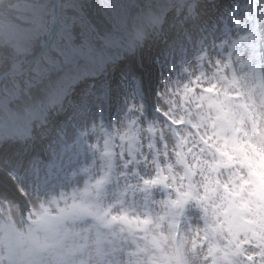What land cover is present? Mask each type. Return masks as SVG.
I'll return each instance as SVG.
<instances>
[{
	"label": "snow or ice",
	"instance_id": "1",
	"mask_svg": "<svg viewBox=\"0 0 264 264\" xmlns=\"http://www.w3.org/2000/svg\"><path fill=\"white\" fill-rule=\"evenodd\" d=\"M67 7L57 12L56 4L33 6L27 31L40 46L30 45L12 61L20 64L21 89L0 94V107L39 101L38 112L50 115L67 102L73 121L87 120L90 101L67 99L70 66L79 58L95 62L97 42L114 46L121 26L101 35L83 15L68 16ZM157 15L129 16L124 27L135 25L140 36L144 18L155 23ZM185 15L193 19V5H185ZM240 25L245 34L238 40L227 31L219 42L205 40L184 78L166 83L161 123L145 126L142 106L133 104L127 123L110 131L102 125L85 129L83 135L98 137L89 147L101 153L105 167L82 169V186L54 195L38 186L30 193L20 180L41 171L39 164L35 158L26 164L15 146L0 147V264H264V212L242 214L239 221L229 215L234 204L246 202L234 193L250 177L240 174L242 168L215 167L225 141L247 143L264 132V13L250 12ZM225 112L236 119L226 122ZM9 178L24 203L8 197Z\"/></svg>",
	"mask_w": 264,
	"mask_h": 264
},
{
	"label": "rangeland",
	"instance_id": "2",
	"mask_svg": "<svg viewBox=\"0 0 264 264\" xmlns=\"http://www.w3.org/2000/svg\"><path fill=\"white\" fill-rule=\"evenodd\" d=\"M33 1L34 0H28L27 2L22 3V0H20V1L14 0L15 5H18L25 12L26 16L28 17L27 19H24V18L19 16V18H20L19 21L25 20V22L22 25L15 22L16 20L11 16L10 17L6 16L5 17L6 19H4L0 23V32L10 31L7 33H0V41L2 43L0 45V72H2V70L6 67L20 66V64L18 62H12V61H14L16 57H22V54L29 48L30 45L35 47V48H39V46H40V43L37 42V40L35 38H33V36L31 38V34L27 31V29L33 27V25L30 23V18H31V15L33 12V6L41 5V3L40 4H37V3L33 4ZM44 1H45V4H43V5H48L50 0H44ZM111 1H113V2L110 5V9L105 4L106 0H100L99 4L104 2L103 9L106 10V13L108 15L107 16L108 20L114 21V22H116L117 25H120L122 27L121 22L123 19H122V17H120L122 15V13H121L122 7L119 8V5L124 6V5H127L128 2H132V1H136V0H111ZM37 2H40V0H38ZM165 3H166V0L162 3V5H164ZM63 4L69 5V7H67V10H66V14L68 16H74V15L80 14L86 18V15L82 11H79L76 0H64ZM158 4H159V2L154 3V6L155 5L160 6V4L159 5ZM91 8L94 9V6L92 5ZM94 12H96V10ZM250 12L251 11L244 12L242 14L243 17L247 18L249 16ZM260 13H264V5L261 8ZM251 14H252V12H251ZM233 15L234 14H231L230 16H228V14H227V17L229 18V20H228L229 22L224 24L222 26V28H220L219 31L212 32V34L210 35V39H211V37L214 36L219 41L226 31H227L228 35L231 37V39H233V40H238L241 35L245 34V31L242 29V25L238 26V22L242 20V19H239V17L240 16L242 17V15L235 13V15H236L235 20L232 19ZM138 17L136 16L135 19ZM41 19H43V18H41ZM8 22H10L12 24L8 25L7 24ZM86 22L89 23L87 21V18H86ZM114 31L116 32L117 28ZM17 32L18 33L23 32L24 35H23V33L17 35ZM7 37H9L10 41ZM25 39H27L26 40L27 42H24V44L26 43L25 45H26L27 49H25V50L23 49L24 50L23 51L22 45H18V46H16V45L19 41H23ZM40 42H42V40H40ZM3 46H6V47L3 48ZM111 47H109V48H111ZM14 48H15V50H14ZM196 48H198V47H196ZM113 49H115V48L112 47L109 50V52H112ZM191 53H193L192 56H197L198 55V49H192ZM186 54H189V52L187 50H182V49L179 50L177 52L178 59L174 63L173 62H170V63L173 66L178 65L179 67H182V65H184L186 63V60H185ZM128 73H129V71L126 72V74H128ZM183 78H184V76L182 75V69H180V74L178 75V77L176 78V76L175 77L173 76V79L171 81L175 82L178 79H183ZM7 88H8V84H7ZM130 92H131V90H130ZM0 94H2V93L0 92ZM1 99H2V97H1ZM128 99L133 100L134 96H129ZM117 105H118V101L116 102V106ZM88 107H89V113H92L93 116H96L97 110L100 109V107H102V103L101 102L94 103V104L89 105ZM123 111H124V113L122 114L123 117L128 116L127 115L128 113H126V111L124 109H123ZM224 114L225 115H224L223 119L228 123H231L236 119L235 117L232 116L231 113L225 112ZM129 116H130V114H129ZM85 127H87V125H85ZM69 130L71 131V135H72L71 138L72 139H71V145L68 147V156L66 157L65 155H63V153L59 154V160L60 161L58 162L59 164L61 163V161H64L66 163V165H67V167L65 169L66 171L62 170L60 168L61 166L55 167L56 175H57V177H60V178L68 176V174L71 171L75 170V168H79L82 166L80 164L82 162V156H80V154H78V146H79L78 141H79V135L80 134L83 137L82 131L85 129H83V128H81L80 130L76 129L75 132H73L71 129H69ZM259 141H260V139L255 134L254 136H251L248 138L247 143L241 142L238 138H236V141H232L230 139V140H227L224 142V144H227V146L225 148H227L233 154L235 160L238 162L239 167L244 168L247 171L246 174L250 177V183L248 184L249 185L248 191H245V195L250 197V198L254 197V198H252L253 199V205H252L253 210H255L257 208V206H256L257 202H256L255 196L252 194V192H255V188L258 187V176L254 172V168H255V164H256V159L259 158L258 154L261 152V149L257 148V143ZM234 144H236V146H233ZM42 178H43V180H47V179H50L51 177L44 174ZM35 188H36V186H33V187L28 186L27 191H29L31 193ZM10 199H13L17 202V199H15L14 196ZM260 212H263V211H260Z\"/></svg>",
	"mask_w": 264,
	"mask_h": 264
},
{
	"label": "bare ground",
	"instance_id": "3",
	"mask_svg": "<svg viewBox=\"0 0 264 264\" xmlns=\"http://www.w3.org/2000/svg\"><path fill=\"white\" fill-rule=\"evenodd\" d=\"M62 1H64V0H62ZM108 7H109V9H110V4L109 5H107ZM14 10V7H13V4H10L9 6H7L6 8H5V13L7 14V15H11V13H12V11ZM16 12H17V14H18V16H20V17H22V18H24V19H27L28 17L26 16V14H25V12H23V11H21V10H16ZM134 13H136L137 14V17L139 16V12L138 11H135ZM95 16V18H91L90 16L88 17V22L92 25V26H94L96 29H99V30H102L103 28H104V22H105V20H106V17H107V14H104V15H102V16H98V14L97 13H95L94 14ZM97 16V17H96ZM133 18H134V16H133ZM193 21H188V20H186L185 21V23L186 24H189V23H192ZM104 24V25H103ZM146 25V24H145ZM144 25V26H145ZM144 28V27H143ZM145 33H146V31H144ZM150 34H151V32H150ZM166 46V45H165ZM145 57H147V55L145 56ZM155 64H153V66H154ZM23 143H27L26 141H24ZM22 143V144H23ZM22 151H25L24 150V148H22ZM10 182H13L11 179H8Z\"/></svg>",
	"mask_w": 264,
	"mask_h": 264
},
{
	"label": "trees",
	"instance_id": "4",
	"mask_svg": "<svg viewBox=\"0 0 264 264\" xmlns=\"http://www.w3.org/2000/svg\"><path fill=\"white\" fill-rule=\"evenodd\" d=\"M10 5V4H9ZM14 7V6H13Z\"/></svg>",
	"mask_w": 264,
	"mask_h": 264
}]
</instances>
